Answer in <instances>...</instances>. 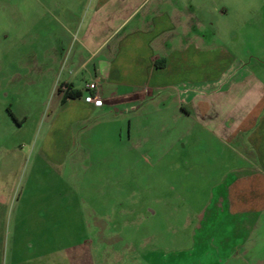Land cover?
<instances>
[{"label":"rangeland","instance_id":"obj_1","mask_svg":"<svg viewBox=\"0 0 264 264\" xmlns=\"http://www.w3.org/2000/svg\"><path fill=\"white\" fill-rule=\"evenodd\" d=\"M202 1L218 27L222 9L264 15V0ZM72 4L0 0V264L82 251L90 264H241L215 253L226 225L224 151L203 131L181 149L192 122H178L167 91L122 102L130 89H112L114 102L73 105L72 131H61L59 101L84 97L89 81L53 61L56 45L60 63L71 44L76 51L75 29L53 18Z\"/></svg>","mask_w":264,"mask_h":264},{"label":"crops","instance_id":"obj_2","mask_svg":"<svg viewBox=\"0 0 264 264\" xmlns=\"http://www.w3.org/2000/svg\"><path fill=\"white\" fill-rule=\"evenodd\" d=\"M71 1L72 6L59 8L53 18L75 29L76 51L71 44L68 60L60 63L56 45L53 61L70 63L89 81L84 97L59 101L61 131H72L73 105L88 112L114 102L117 93L112 89H130L119 98L122 102H143L155 90L167 91L164 99H174L178 122H192L181 149L187 145L183 139L198 140L203 131L224 151L220 157L227 170L217 181L225 183L220 199L225 208L220 210L226 225L218 229L217 261L264 264V15L249 19L222 9L218 27L217 18L203 14L208 9L202 0ZM56 40L60 42L59 35ZM82 53L86 59L79 57ZM93 86L99 87V105L86 102L95 95ZM56 255L36 258L42 264L44 259L50 264H90L86 251Z\"/></svg>","mask_w":264,"mask_h":264},{"label":"built area","instance_id":"obj_3","mask_svg":"<svg viewBox=\"0 0 264 264\" xmlns=\"http://www.w3.org/2000/svg\"><path fill=\"white\" fill-rule=\"evenodd\" d=\"M93 90L95 92L94 97H89L86 100L89 102H93L95 105H99L101 103V100L99 98V87L93 86Z\"/></svg>","mask_w":264,"mask_h":264},{"label":"trees","instance_id":"obj_4","mask_svg":"<svg viewBox=\"0 0 264 264\" xmlns=\"http://www.w3.org/2000/svg\"><path fill=\"white\" fill-rule=\"evenodd\" d=\"M79 95H80V93L79 92H77V91H75V92H72V93H70V94H66V98L65 99H63V101L62 102H65L67 99H72V98H78L79 97Z\"/></svg>","mask_w":264,"mask_h":264}]
</instances>
